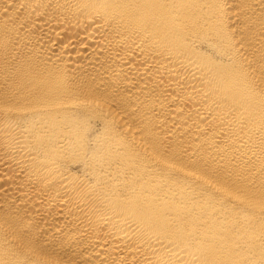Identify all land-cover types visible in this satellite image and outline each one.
<instances>
[{
	"label": "bare ground",
	"instance_id": "obj_1",
	"mask_svg": "<svg viewBox=\"0 0 264 264\" xmlns=\"http://www.w3.org/2000/svg\"><path fill=\"white\" fill-rule=\"evenodd\" d=\"M0 264H264V0H0Z\"/></svg>",
	"mask_w": 264,
	"mask_h": 264
}]
</instances>
